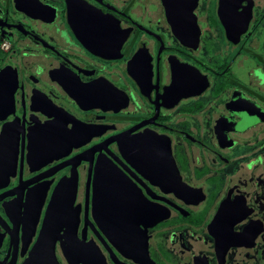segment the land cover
<instances>
[{
  "label": "flooded vegetation",
  "instance_id": "flooded-vegetation-1",
  "mask_svg": "<svg viewBox=\"0 0 264 264\" xmlns=\"http://www.w3.org/2000/svg\"><path fill=\"white\" fill-rule=\"evenodd\" d=\"M54 208L60 264H264V0H0V264Z\"/></svg>",
  "mask_w": 264,
  "mask_h": 264
},
{
  "label": "water",
  "instance_id": "water-1",
  "mask_svg": "<svg viewBox=\"0 0 264 264\" xmlns=\"http://www.w3.org/2000/svg\"><path fill=\"white\" fill-rule=\"evenodd\" d=\"M62 211L54 208L48 213L31 255L24 264H60L55 254V240L59 229V218L66 215Z\"/></svg>",
  "mask_w": 264,
  "mask_h": 264
}]
</instances>
